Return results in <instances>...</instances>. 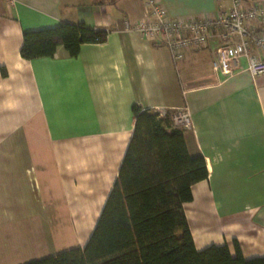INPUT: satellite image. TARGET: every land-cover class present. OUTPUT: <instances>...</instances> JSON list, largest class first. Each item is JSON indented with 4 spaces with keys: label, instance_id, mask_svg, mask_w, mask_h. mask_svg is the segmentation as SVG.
Here are the masks:
<instances>
[{
    "label": "crops",
    "instance_id": "crops-1",
    "mask_svg": "<svg viewBox=\"0 0 264 264\" xmlns=\"http://www.w3.org/2000/svg\"><path fill=\"white\" fill-rule=\"evenodd\" d=\"M169 16L206 17L231 0H159ZM143 0H0V264L83 246L115 180L133 128L132 105L159 114L186 107L190 155L207 178L183 211L201 250L234 241L264 255V72L211 65L216 37L173 61L162 43L132 30ZM79 23L107 30L76 56L22 58L25 30ZM244 64V63H243ZM53 226L70 240L57 242ZM71 241V242H68Z\"/></svg>",
    "mask_w": 264,
    "mask_h": 264
},
{
    "label": "trees",
    "instance_id": "trees-1",
    "mask_svg": "<svg viewBox=\"0 0 264 264\" xmlns=\"http://www.w3.org/2000/svg\"><path fill=\"white\" fill-rule=\"evenodd\" d=\"M107 30L82 22L25 30L20 55L51 57L62 46L76 56L83 43H101ZM6 75L4 67L0 69ZM132 133L115 180L85 244L22 264H264V255L243 257L234 241L197 250L183 203L191 185L207 178L202 155H190L172 112L162 114L133 104Z\"/></svg>",
    "mask_w": 264,
    "mask_h": 264
},
{
    "label": "built area",
    "instance_id": "built-area-1",
    "mask_svg": "<svg viewBox=\"0 0 264 264\" xmlns=\"http://www.w3.org/2000/svg\"><path fill=\"white\" fill-rule=\"evenodd\" d=\"M143 3L145 16L132 30L165 45L173 61L182 59L187 51L206 47L208 39L216 37L214 68L225 74L244 69L253 79L264 72V0H231L227 11L206 17H172L159 0ZM171 118L178 129L190 127L186 107L174 109Z\"/></svg>",
    "mask_w": 264,
    "mask_h": 264
},
{
    "label": "rangeland",
    "instance_id": "rangeland-1",
    "mask_svg": "<svg viewBox=\"0 0 264 264\" xmlns=\"http://www.w3.org/2000/svg\"><path fill=\"white\" fill-rule=\"evenodd\" d=\"M53 232L57 242H61L62 240H70L72 237L69 231L62 226H53Z\"/></svg>",
    "mask_w": 264,
    "mask_h": 264
}]
</instances>
